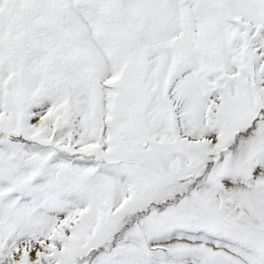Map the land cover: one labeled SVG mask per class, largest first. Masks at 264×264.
<instances>
[{"label":"snow or ice","instance_id":"1","mask_svg":"<svg viewBox=\"0 0 264 264\" xmlns=\"http://www.w3.org/2000/svg\"><path fill=\"white\" fill-rule=\"evenodd\" d=\"M0 264H264V0H0Z\"/></svg>","mask_w":264,"mask_h":264}]
</instances>
